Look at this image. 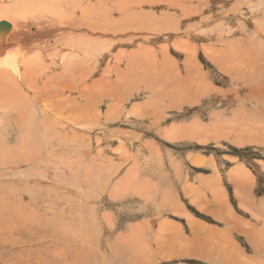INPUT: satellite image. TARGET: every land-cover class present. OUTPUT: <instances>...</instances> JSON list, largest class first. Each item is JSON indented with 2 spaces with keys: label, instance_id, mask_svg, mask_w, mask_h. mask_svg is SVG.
I'll return each mask as SVG.
<instances>
[{
  "label": "rangeland",
  "instance_id": "obj_1",
  "mask_svg": "<svg viewBox=\"0 0 264 264\" xmlns=\"http://www.w3.org/2000/svg\"><path fill=\"white\" fill-rule=\"evenodd\" d=\"M76 1L99 52L0 80V264H264V0Z\"/></svg>",
  "mask_w": 264,
  "mask_h": 264
},
{
  "label": "bare ground",
  "instance_id": "obj_2",
  "mask_svg": "<svg viewBox=\"0 0 264 264\" xmlns=\"http://www.w3.org/2000/svg\"><path fill=\"white\" fill-rule=\"evenodd\" d=\"M94 11L95 9L92 6H81L76 0H0V80L7 82L10 88L16 89V91L17 89L26 91L27 87H31L28 90L31 89L35 95L38 94L33 84L28 83L25 76H28L29 72L35 71L40 65V60L48 58L50 54L37 48L36 51L34 50L37 52L35 56L29 57L26 55V47L29 50L34 49V46L28 43L36 34L27 32L28 24L32 19L46 17L57 22V25H54L55 28L63 33L58 48L62 51H69L68 56L63 55L61 58L66 68L78 65L82 61L81 56L86 57L87 60L93 57L98 51L95 42L97 38L93 36L95 34L106 36L109 32H112L110 30L113 26L107 16V18L105 15L100 16L95 14ZM128 24L129 20L127 18L117 23V25H121V31ZM66 29L68 31L64 33ZM38 46H35V48ZM0 97L3 98L1 93Z\"/></svg>",
  "mask_w": 264,
  "mask_h": 264
}]
</instances>
